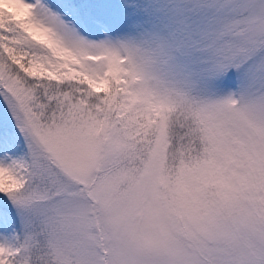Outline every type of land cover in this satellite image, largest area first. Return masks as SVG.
<instances>
[{
	"label": "snow or ice",
	"instance_id": "snow-or-ice-1",
	"mask_svg": "<svg viewBox=\"0 0 264 264\" xmlns=\"http://www.w3.org/2000/svg\"><path fill=\"white\" fill-rule=\"evenodd\" d=\"M0 264H264V0H0Z\"/></svg>",
	"mask_w": 264,
	"mask_h": 264
}]
</instances>
